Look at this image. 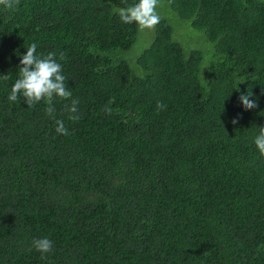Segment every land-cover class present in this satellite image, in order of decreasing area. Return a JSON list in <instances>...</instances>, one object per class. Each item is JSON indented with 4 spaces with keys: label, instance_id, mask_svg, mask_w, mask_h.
Returning <instances> with one entry per match:
<instances>
[{
    "label": "trees",
    "instance_id": "trees-1",
    "mask_svg": "<svg viewBox=\"0 0 264 264\" xmlns=\"http://www.w3.org/2000/svg\"><path fill=\"white\" fill-rule=\"evenodd\" d=\"M136 2L0 6V264H264V0H162L154 31L115 12ZM33 43L57 54L78 121L70 101L53 119L45 102L8 100Z\"/></svg>",
    "mask_w": 264,
    "mask_h": 264
},
{
    "label": "clouds",
    "instance_id": "clouds-1",
    "mask_svg": "<svg viewBox=\"0 0 264 264\" xmlns=\"http://www.w3.org/2000/svg\"><path fill=\"white\" fill-rule=\"evenodd\" d=\"M23 0H0V6L7 10H17ZM163 7L162 0H138V2L127 7L115 9L120 20L125 24H136L141 30L154 31L161 22L159 9ZM26 54L20 58V68L18 79H16L11 94L8 96L10 102H16L21 97L26 101L29 108L36 106L41 102L48 104L46 114L55 119V108L53 102L56 98L63 101H70L65 104V111L69 113L68 119L78 121L81 117L78 111L79 101L72 98V91L65 83L66 77L63 75L61 63L57 60L55 52H49L47 55L37 54V45L31 44L26 48ZM63 53L59 60H64ZM2 79H8V76H0ZM239 83L245 81L244 76H238ZM252 92L247 95H241L240 101L245 110H253L258 107L255 100L251 99ZM166 105L157 104V110H164ZM105 112L110 114L111 109L105 108ZM56 132L60 135H69L63 120H56ZM235 125L237 120H233ZM259 135L255 138V145L264 155V127L259 128ZM32 246L42 254V258L53 251V242L48 238H39L32 241Z\"/></svg>",
    "mask_w": 264,
    "mask_h": 264
},
{
    "label": "rangeland",
    "instance_id": "rangeland-1",
    "mask_svg": "<svg viewBox=\"0 0 264 264\" xmlns=\"http://www.w3.org/2000/svg\"><path fill=\"white\" fill-rule=\"evenodd\" d=\"M171 24L175 26L176 30L180 31V40L178 42H181L186 48L190 49H199L201 46V43L204 40V36L201 32L195 30L192 27V24L186 21H183L174 15L170 17ZM151 33L147 32L145 33L144 40H141L137 43L135 46L134 52H142L146 47H149L151 42Z\"/></svg>",
    "mask_w": 264,
    "mask_h": 264
}]
</instances>
